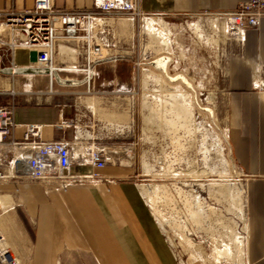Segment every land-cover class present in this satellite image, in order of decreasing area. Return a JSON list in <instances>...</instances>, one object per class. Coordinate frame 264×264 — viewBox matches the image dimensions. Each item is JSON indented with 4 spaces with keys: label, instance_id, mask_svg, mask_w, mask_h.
<instances>
[{
    "label": "crops",
    "instance_id": "0c3cea01",
    "mask_svg": "<svg viewBox=\"0 0 264 264\" xmlns=\"http://www.w3.org/2000/svg\"><path fill=\"white\" fill-rule=\"evenodd\" d=\"M133 1L146 19L171 25L193 15L233 12L239 3L248 0ZM33 2L0 0V13L31 9ZM95 2L54 0L57 9L65 10H92ZM99 44L102 59L91 65L90 94H86L84 73L73 70L84 66L83 50L77 41L57 43L59 79L51 86L46 75L31 72L36 66L34 53L0 48L1 67L13 63L24 70L0 77V87L8 91L0 95V105H14L17 127L13 139L21 140L24 125H39L43 141L69 143L73 161L68 174L72 180L64 183L30 181L17 175L13 165L2 164L0 232L20 264H184L170 257L156 230L142 215L141 188L133 176L135 167L118 164L94 168L87 164L89 151L94 148L110 156L139 157L135 123L130 131L118 117L123 115L114 111H125L127 105L134 116L137 77L145 64L134 52L103 57L105 45ZM162 58L169 60H157ZM258 66L264 71V19L258 30H247L241 41H235L226 60L223 86L215 89L223 101L232 161L247 177L242 264H264V87L254 89L256 82L264 80ZM90 100L94 107L88 106ZM103 110L112 124L95 118ZM124 132L133 140L127 147L106 146ZM17 157L16 153L7 155L11 160ZM74 175L85 180H77ZM186 264L204 263L195 260Z\"/></svg>",
    "mask_w": 264,
    "mask_h": 264
},
{
    "label": "rangeland",
    "instance_id": "374dc122",
    "mask_svg": "<svg viewBox=\"0 0 264 264\" xmlns=\"http://www.w3.org/2000/svg\"><path fill=\"white\" fill-rule=\"evenodd\" d=\"M189 17L171 25L142 15L95 21L106 25L95 35L105 45L103 57L134 52L145 64L137 77L134 116L127 105L125 111H114L123 115L118 117L130 131L135 123L139 157L111 156L105 166L135 167L142 215L173 260L242 264L247 177L232 161L223 101L215 90L223 86L226 60L235 40L219 15ZM5 35L0 34V42L8 41ZM0 48L8 47L0 44ZM161 57L169 58L167 75L151 64ZM171 76L184 78L186 84L178 77L171 81ZM88 106H95L93 100ZM97 113L96 119L110 124L105 110ZM127 136L124 132L106 146L125 148L133 142Z\"/></svg>",
    "mask_w": 264,
    "mask_h": 264
},
{
    "label": "built area",
    "instance_id": "2783aa9c",
    "mask_svg": "<svg viewBox=\"0 0 264 264\" xmlns=\"http://www.w3.org/2000/svg\"><path fill=\"white\" fill-rule=\"evenodd\" d=\"M117 15L141 17L133 0H96L92 10L57 9L54 0H34L31 9L0 13V27L7 29L8 43L0 42L11 51L26 50L35 54L36 66L31 72L46 75L51 86L59 79L56 66L57 43L60 40H73L80 43L83 50L84 66L73 70L84 73L83 83L87 85L86 94H90L89 83L93 75L91 65L102 59L101 46L95 39L97 32L102 33L104 23H94L96 19L105 20ZM225 22L235 41H241L247 30H258L264 19V0H248L239 3L233 12L219 15ZM2 39L4 37H1ZM6 39V38H5ZM1 59V56H0ZM1 64V63H0ZM23 69L12 63L8 68L0 65L2 74L23 73ZM264 80V71L260 68ZM260 78V79H262ZM261 80V81H263ZM75 84V81L72 82ZM264 83L256 82L254 89L259 90ZM8 91L0 87V95ZM14 105H0V167L2 164L13 165L17 175L30 181L59 182L72 180L68 177L72 168V153L68 142L43 141L41 126L24 125L20 141L13 139ZM9 153L19 157L8 159ZM112 157L101 149H90L87 164L94 168H103ZM4 177L0 170V178ZM0 264H20V261L6 245L0 232Z\"/></svg>",
    "mask_w": 264,
    "mask_h": 264
},
{
    "label": "bare ground",
    "instance_id": "6f19581e",
    "mask_svg": "<svg viewBox=\"0 0 264 264\" xmlns=\"http://www.w3.org/2000/svg\"><path fill=\"white\" fill-rule=\"evenodd\" d=\"M98 19H96L95 21H97ZM95 21H94V23H95ZM225 29H226V32L229 34V30H228V28H227V26L225 25ZM7 29L6 28H4V27H0V34H7ZM168 63H169V60L168 59H166V58H162V59H160V60H156V61H153L151 64L154 66V68L156 69V70H159L161 73H163V74H165V75H167V73H166V66L168 65ZM178 77V76H177ZM175 78V77H172L171 76V81H176V79H178V78ZM179 79H181V81L184 83V84H186L185 82V80L182 78V77H180ZM50 90V89H49Z\"/></svg>",
    "mask_w": 264,
    "mask_h": 264
}]
</instances>
